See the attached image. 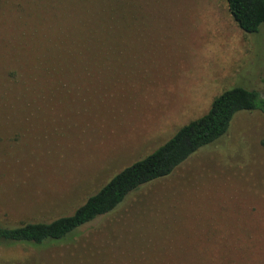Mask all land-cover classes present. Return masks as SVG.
<instances>
[{"label": "rangeland", "instance_id": "374dc122", "mask_svg": "<svg viewBox=\"0 0 264 264\" xmlns=\"http://www.w3.org/2000/svg\"><path fill=\"white\" fill-rule=\"evenodd\" d=\"M234 87L264 99V28L225 0H0V225L72 214ZM0 264H264V114Z\"/></svg>", "mask_w": 264, "mask_h": 264}, {"label": "trees", "instance_id": "16d2710c", "mask_svg": "<svg viewBox=\"0 0 264 264\" xmlns=\"http://www.w3.org/2000/svg\"><path fill=\"white\" fill-rule=\"evenodd\" d=\"M225 1L231 18L242 32L257 34L264 28V0ZM252 111L264 114V99L258 92L241 87L223 91L203 116L182 126L151 154L117 172L72 214L17 227L0 225V245L41 246L66 240L88 223L113 212L139 188L170 176L192 155L221 138L236 114Z\"/></svg>", "mask_w": 264, "mask_h": 264}]
</instances>
